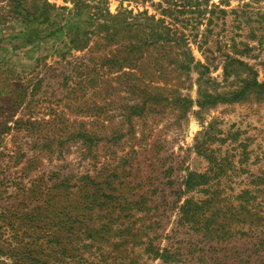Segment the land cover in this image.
Segmentation results:
<instances>
[{
	"label": "rangeland",
	"instance_id": "374dc122",
	"mask_svg": "<svg viewBox=\"0 0 264 264\" xmlns=\"http://www.w3.org/2000/svg\"><path fill=\"white\" fill-rule=\"evenodd\" d=\"M0 264H264V0H0Z\"/></svg>",
	"mask_w": 264,
	"mask_h": 264
},
{
	"label": "trees",
	"instance_id": "16d2710c",
	"mask_svg": "<svg viewBox=\"0 0 264 264\" xmlns=\"http://www.w3.org/2000/svg\"><path fill=\"white\" fill-rule=\"evenodd\" d=\"M199 178H201V176H198ZM196 183L195 182H193L192 184H190V183H188V186L189 187H192V186H194ZM91 203H97L96 202V200H92V202ZM103 203V202H102Z\"/></svg>",
	"mask_w": 264,
	"mask_h": 264
}]
</instances>
